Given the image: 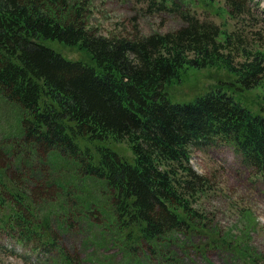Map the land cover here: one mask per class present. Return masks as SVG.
Returning <instances> with one entry per match:
<instances>
[{"label": "trees", "instance_id": "obj_1", "mask_svg": "<svg viewBox=\"0 0 264 264\" xmlns=\"http://www.w3.org/2000/svg\"><path fill=\"white\" fill-rule=\"evenodd\" d=\"M223 1L236 22L250 12L245 0ZM85 2L0 0V99L19 108L16 135L42 155L33 156H46L70 172L58 171L55 184L61 193L80 195L106 230L102 234L113 228L115 244L153 250L170 244L172 233L205 227L196 203L207 191L206 181L190 164L196 145L232 144L264 181V114L243 106L224 86L187 101L172 100L168 86L190 67H219L234 76V89L260 88L264 98V52L247 44L238 29L226 32L187 14L181 15L184 25L169 32L99 34L83 18ZM158 3L169 8L165 0ZM50 41L77 48L90 62L66 58ZM108 140L126 142L131 159L106 146ZM5 146L0 228L18 230L19 242L40 239L49 246L50 235L31 234L50 214L39 216L21 185L12 182L13 191L4 182L10 179L7 169L21 170L25 161L15 160ZM96 181L97 192L90 187ZM78 183L81 193L72 192ZM47 194L53 195L50 189ZM55 262L81 264L64 253Z\"/></svg>", "mask_w": 264, "mask_h": 264}, {"label": "rangeland", "instance_id": "obj_2", "mask_svg": "<svg viewBox=\"0 0 264 264\" xmlns=\"http://www.w3.org/2000/svg\"><path fill=\"white\" fill-rule=\"evenodd\" d=\"M245 1L250 12L242 14L237 22L229 16L223 0H165L169 8L161 7L158 0H86L83 18L99 34L145 36L173 31L184 25L182 14L194 15L219 24L226 32L238 29L247 44L258 46L264 52V0ZM172 2L176 5L171 6ZM48 44L68 59L90 62L88 56L75 47L53 41ZM234 79L223 68L190 67L181 80L173 82L167 90L172 100L187 101L210 88L224 86L243 106L253 113L264 114L261 89L236 90L237 84L232 85ZM19 111L16 105L0 99V147L5 150L6 144L11 147L15 160L25 159L21 170L7 169L5 175L10 179L5 178L4 182L13 191L17 189L13 183L21 185L31 197V203L36 204L39 216L50 214L43 226L38 224L32 228L31 237L50 235L52 244L41 245L40 239L19 242L18 230L12 233L0 228V264H56L63 253L81 264H172L173 261L175 264H264V181L243 162L232 144L200 143L191 150L192 169L206 181L207 191L196 203L205 213V227L172 233L168 237L172 239L170 244L150 250L146 244H115L113 228L109 235L102 234L106 230L99 228L97 215L88 206L84 207L80 195L67 190L61 193L55 182L57 172L64 167L55 168L45 154L41 161L39 156L42 155L17 138ZM105 144L131 159L132 152L126 142L109 143L108 140ZM90 147L94 148V144ZM59 175L63 180L64 175L61 172ZM66 180L65 177L63 183ZM90 187L97 192L101 184L96 181ZM84 188L88 193V188ZM49 189L54 197L47 194ZM70 189L81 193L82 185L78 183ZM5 198L10 199V196Z\"/></svg>", "mask_w": 264, "mask_h": 264}]
</instances>
